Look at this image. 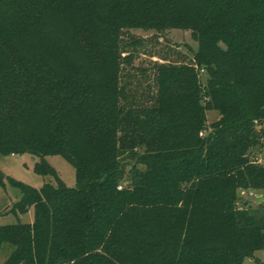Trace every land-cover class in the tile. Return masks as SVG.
<instances>
[{"label": "trees", "instance_id": "obj_1", "mask_svg": "<svg viewBox=\"0 0 264 264\" xmlns=\"http://www.w3.org/2000/svg\"><path fill=\"white\" fill-rule=\"evenodd\" d=\"M173 28L206 88L190 64H157L143 99L122 75L130 31ZM262 139L264 0H0V153L57 181L0 171L20 193L8 212L33 214L0 226L2 264H262Z\"/></svg>", "mask_w": 264, "mask_h": 264}, {"label": "rangeland", "instance_id": "obj_2", "mask_svg": "<svg viewBox=\"0 0 264 264\" xmlns=\"http://www.w3.org/2000/svg\"><path fill=\"white\" fill-rule=\"evenodd\" d=\"M130 33L132 35L130 40L133 39L138 44L135 47H128V51H133V58L129 62H123L122 75L123 80L129 82L132 89L136 88L140 96H142L141 93L145 96L150 90L153 91V88L151 89L152 74L157 64H190L194 66L200 87L202 89L206 88L208 74L201 67L199 68L195 63H192L197 44L191 39L189 30L173 28L163 33H157L151 30L143 31L139 29L131 30ZM220 117L218 111L207 110L206 123L208 127ZM250 157L251 160L264 165V139L261 140L258 146L252 148ZM45 159L66 187L73 188L76 186L75 169L63 156L54 154L46 156ZM36 160L28 152L14 155L0 153V171L6 177L35 188H40L45 182L55 185L57 182L55 177L42 176L34 172V162ZM19 196V190L7 180L4 186H0V226L16 222H32L31 209L18 216L8 212L12 204L19 199ZM251 201L255 202L253 198H251ZM11 250L12 247L8 244L2 246L0 264L6 260ZM256 256L264 264V249L258 251Z\"/></svg>", "mask_w": 264, "mask_h": 264}, {"label": "water", "instance_id": "obj_3", "mask_svg": "<svg viewBox=\"0 0 264 264\" xmlns=\"http://www.w3.org/2000/svg\"><path fill=\"white\" fill-rule=\"evenodd\" d=\"M256 197L258 198L257 202L261 201L263 198L260 197V195H256Z\"/></svg>", "mask_w": 264, "mask_h": 264}, {"label": "built area", "instance_id": "obj_4", "mask_svg": "<svg viewBox=\"0 0 264 264\" xmlns=\"http://www.w3.org/2000/svg\"><path fill=\"white\" fill-rule=\"evenodd\" d=\"M251 194V193H250Z\"/></svg>", "mask_w": 264, "mask_h": 264}]
</instances>
